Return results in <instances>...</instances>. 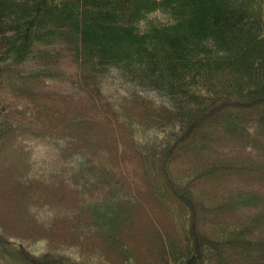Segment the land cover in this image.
I'll list each match as a JSON object with an SVG mask.
<instances>
[{
	"label": "trees",
	"instance_id": "obj_1",
	"mask_svg": "<svg viewBox=\"0 0 264 264\" xmlns=\"http://www.w3.org/2000/svg\"><path fill=\"white\" fill-rule=\"evenodd\" d=\"M259 146L264 0H0V264H264Z\"/></svg>",
	"mask_w": 264,
	"mask_h": 264
},
{
	"label": "rangeland",
	"instance_id": "obj_2",
	"mask_svg": "<svg viewBox=\"0 0 264 264\" xmlns=\"http://www.w3.org/2000/svg\"><path fill=\"white\" fill-rule=\"evenodd\" d=\"M64 68H66L67 71L72 70V68L66 63L64 64ZM82 105L85 106L86 104H82ZM115 134L117 137V141H119V143L120 141H123L125 139V136H127L126 131L123 128H118V127L115 130ZM95 138L98 137L93 135V138H91L90 140L92 141V139ZM260 146L258 147L257 152L258 151L263 152L262 149H264V147L262 148ZM132 153L133 152L130 150L128 146H125V144L124 145L120 144L119 148L116 150V152L113 155V157H116V161L114 162L119 166L118 170L121 171V173H118L119 176L123 178L125 183L128 185L130 190L135 195V202L132 205V216L130 217V219H128V221L124 222L123 230H162V231L171 230L169 223L164 218L163 214L156 207V205L146 196L144 183L139 177V168L135 163V160L131 157ZM241 183L244 185H248V187L251 189L252 187L260 188L261 191L264 193V177L263 179L258 178V176H256L255 179L253 178L244 179L241 181ZM64 185L66 186L65 188L66 197L63 204H67V203L73 204L71 200L77 197L76 192H73L75 190L72 189L75 187H72L70 189L66 183H64ZM8 214L9 213H7V216H5L2 212H0V216H4V218L2 219L4 220L6 219V221L9 222L7 226L16 225L15 227H19L22 224L21 216L11 217ZM84 230H96V229H94V227L92 226H89L86 227ZM23 242L26 243V241ZM40 242L41 241H39L38 243ZM144 242H146V240H142L138 247V252L141 255H144L143 254L144 252H142L144 249L143 247L149 244V243L145 244ZM245 263L249 264L247 262Z\"/></svg>",
	"mask_w": 264,
	"mask_h": 264
}]
</instances>
